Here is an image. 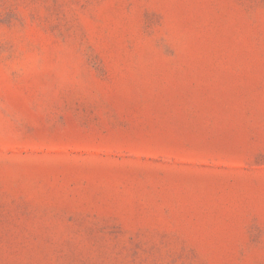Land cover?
Instances as JSON below:
<instances>
[{
    "label": "rangeland",
    "instance_id": "obj_1",
    "mask_svg": "<svg viewBox=\"0 0 264 264\" xmlns=\"http://www.w3.org/2000/svg\"><path fill=\"white\" fill-rule=\"evenodd\" d=\"M0 264H264V0H0Z\"/></svg>",
    "mask_w": 264,
    "mask_h": 264
}]
</instances>
